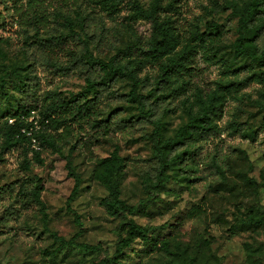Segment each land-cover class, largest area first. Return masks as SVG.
I'll return each instance as SVG.
<instances>
[{"label":"rangeland","instance_id":"rangeland-1","mask_svg":"<svg viewBox=\"0 0 264 264\" xmlns=\"http://www.w3.org/2000/svg\"><path fill=\"white\" fill-rule=\"evenodd\" d=\"M248 4L120 0L112 7L105 0H0V122L13 112L9 104L19 97L15 81L23 79L31 63L28 53L36 50L35 59L45 55L65 63L75 51L76 36L94 59L116 57L117 63L132 67L137 93L151 99L169 94L175 109L158 130L153 125L142 135L102 130L83 144L79 138L86 128L68 124L72 144L57 154L42 150V163L26 173L41 179L42 209L31 207L10 220L11 230L0 222V264H99L114 257L127 221L147 229L154 241L136 238L115 264H264V56L243 57L235 48L245 46L249 37L243 23ZM162 30L172 50L147 59L140 49H147ZM49 34L60 35L62 42L41 46ZM174 60L182 67L170 71L162 92L155 91L154 83ZM37 74L41 92L59 85L69 98L84 89L78 77L63 84L41 66ZM114 87L117 95L127 97L131 81L120 79ZM208 102L221 105L218 132L200 156L185 164V173L172 168L166 182L155 187L144 169L153 167L159 145L187 123L188 113ZM120 105L127 114L136 113L133 103ZM113 152L126 165L118 178L120 199L135 209L117 216L107 212L108 193L96 178L98 162ZM213 155L218 169L208 160ZM20 161V147L3 156L0 187L19 178ZM71 172L79 178L80 192L70 207L81 223L78 241L88 249L60 244L51 236L69 241L78 231L66 208L74 186ZM2 213L0 205V218Z\"/></svg>","mask_w":264,"mask_h":264},{"label":"trees","instance_id":"trees-1","mask_svg":"<svg viewBox=\"0 0 264 264\" xmlns=\"http://www.w3.org/2000/svg\"><path fill=\"white\" fill-rule=\"evenodd\" d=\"M119 1L105 0V4L109 3L114 7L115 2ZM140 13L145 18H154L152 13V15L141 11ZM243 23L249 31V37L245 46L236 45V52L243 57L263 58L264 0H249ZM75 40L77 42L75 51L65 63L57 62L45 55L35 59L36 50L28 53L31 63L25 67L23 79L15 81L19 97L13 99L14 104H9L13 112L7 119L0 122V160L17 147L21 148L19 178L15 182L0 187V205L3 206L0 222L2 228L7 230H11L10 220L20 218L31 207L42 209L41 179L30 178L26 176V173L33 166L42 163L40 158L42 150L48 151L49 154H57L72 144L73 139L68 124L83 125V128H86L83 137L79 138V143L83 144L86 138H91L94 133L102 130L113 134L128 133L130 135L133 133L142 135L149 125H153L158 130L161 128L160 121L175 112L171 95L161 93L159 98L151 99L149 94L143 96L137 93L138 80L132 67L117 63L116 57L109 62L96 60L89 52L85 41L79 39V36H76ZM91 40L94 43L95 39ZM61 42L60 35L49 34V39L40 43L41 46L48 47ZM170 42L165 31H157L155 37L149 41L147 49L140 50L147 59H157L169 54L172 50ZM38 66L46 67L63 84L71 78L78 77L83 80L84 89L69 98L64 97L59 91V85L41 92V80L37 74ZM179 67H182L179 60L171 61L168 68L163 71V77L154 83V90L162 92L164 85L168 83L166 76L170 74V71L178 70L176 68ZM120 79L131 81V90L127 97L117 95L114 90L115 83ZM121 102L133 103L136 113L127 114L126 109L120 105ZM32 111L38 114L40 126L38 131H35L32 124L28 122ZM221 114V105L213 102L203 104L193 114L188 113L187 123L177 130L172 139L159 145L153 167L144 169L147 181L158 187L166 182L167 171L172 168L179 167L178 170L185 173V164L200 156L207 141L218 132L217 121ZM61 128L64 133L59 134L58 130ZM83 128L81 130H84ZM30 131L37 141L39 151L31 148L30 138L26 134ZM208 160L218 169L216 155L210 156ZM125 166L124 159L113 152L108 158L99 161L96 168V178L105 186L108 193L105 201L106 210L113 216L135 210L120 199L118 178ZM71 174L74 178V186L67 198L66 208L71 212L78 231L69 241L58 237L55 233H51V236L60 244H75L80 248L88 249L86 245L78 241L81 236V223L70 207L80 192L79 178L73 172ZM122 231L124 237L120 236L114 257L99 264H115L116 259L122 257L123 250L128 248L136 238H140L145 243L154 241L148 235L147 229L132 221L125 222ZM189 264H206V262L191 261Z\"/></svg>","mask_w":264,"mask_h":264},{"label":"built area","instance_id":"built-area-1","mask_svg":"<svg viewBox=\"0 0 264 264\" xmlns=\"http://www.w3.org/2000/svg\"><path fill=\"white\" fill-rule=\"evenodd\" d=\"M28 122L32 124L33 129L35 131H38L39 130L40 126L38 124V114L35 111H32L31 112V115H30V117L28 119ZM26 134L30 138L31 148L34 149V150H36V151H39L40 149H39V147L37 145V141L32 137L31 131L30 132H27Z\"/></svg>","mask_w":264,"mask_h":264}]
</instances>
